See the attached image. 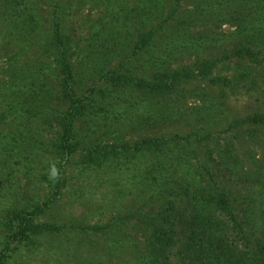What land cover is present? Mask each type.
Listing matches in <instances>:
<instances>
[{"label":"trees","instance_id":"obj_1","mask_svg":"<svg viewBox=\"0 0 264 264\" xmlns=\"http://www.w3.org/2000/svg\"><path fill=\"white\" fill-rule=\"evenodd\" d=\"M28 1H9L19 10L14 29L20 48L29 51L42 43L54 65L48 63L49 77L55 70L57 80L48 88L38 65L15 67L14 81L0 92V123L9 128L0 131V183L9 186L12 175L23 171L45 191L0 210V264H9L17 250L38 249L43 239H56L66 252L79 250L67 249L61 234L77 237L80 246L85 239L105 241L102 254L95 244L91 256L79 257L83 264L114 258L113 264H264V158L253 169L243 165L228 137L201 143L210 136L204 120L218 113L215 97H225L226 88L243 87L248 79L252 88L256 80L250 69L264 71V0H183L192 5L183 9L182 0H173L170 10L159 0H137L132 8L125 6L123 19V13L114 17L106 0L104 12L115 29L93 36H107L110 49L125 46V67L120 63L113 70L87 60L75 70L76 44L65 32L58 1L48 37L29 38L38 23ZM210 20L233 27L232 38H226L230 47L212 38L211 49L219 53L201 56L208 34L195 36L193 28ZM159 33L164 37L158 43ZM82 72L90 79L100 76L84 87ZM195 81L205 85L189 92ZM212 87L216 92L209 91ZM188 94L199 103L183 101ZM191 117L200 125L195 131H163ZM124 124L152 133L126 136ZM241 124L255 131L264 125V113L234 118L228 130ZM194 142L201 143L199 152ZM234 174L242 184L250 183L243 195L230 187ZM97 188L109 190V196L106 192L97 201ZM124 199L128 206L107 213L106 206ZM62 201L66 220L45 219V212L53 214ZM73 207L80 213L69 211ZM92 214L98 216L95 222L89 221Z\"/></svg>","mask_w":264,"mask_h":264},{"label":"rangeland","instance_id":"obj_2","mask_svg":"<svg viewBox=\"0 0 264 264\" xmlns=\"http://www.w3.org/2000/svg\"><path fill=\"white\" fill-rule=\"evenodd\" d=\"M9 1L10 0H0V92L4 93L7 90V86L14 81L13 77H15V74H13V68L15 67L31 68L32 65H38L43 72L42 76L47 79V81L45 82L47 83L49 81L47 83V87L50 88L49 86L56 85L57 72L55 70L52 71L49 77V66L50 68H53L54 65L52 63L51 65L50 59H48L47 56L43 54L42 43H37L36 46L30 47L29 51L26 48H20L21 39L19 40V37H17V29H14L17 16L16 12H18L19 10H14L11 7V2ZM57 1L59 2V11L62 10V12L64 13L63 26L65 32L72 36V39L76 44V53L72 57V62L74 64L75 70L85 65L86 60L90 62L89 64L92 67L97 66L98 68L103 67L105 69L111 68L113 70L116 67L119 68L120 63L123 65V67H125V46L110 49V47H108L107 39H105V37H107L105 36V33L102 34L105 37H101L100 39H97V36H93L98 32L105 31L108 33L110 29H115V25L113 23L115 21L112 20V17L110 19L108 16H106L104 12L105 6L108 4L106 0H29V11L30 9H32V12L34 13L36 21L38 23V27L35 25L36 30L34 29L35 32H31V36L29 38L38 39L40 38V36H43L42 40L40 41L42 42L45 40V38L48 37V33L52 27V19H54V4H56ZM136 1L137 0H110V3H112V6L114 7V17L116 15L117 17H120V14L123 13V19L125 6L127 8H132L135 5ZM159 2L162 3L168 10L172 8L173 0H159ZM187 6L192 5H190V2L182 0L180 3V9L187 8ZM180 9L179 12L181 11ZM21 10L24 11V9ZM19 18L20 17H18L17 19ZM104 23L105 27L101 29L100 27ZM109 24L111 25V28L109 27ZM200 24L201 23L199 22L198 27L193 28V34L195 36H202L206 33L208 34V37L205 38V43L200 44L201 56L204 54L210 55V53H219L217 47L214 46L211 49L212 42L210 41V39L212 38L223 39L226 46L228 48L230 47L229 42L226 41V38H232L231 33L233 32V27L230 24L222 23L220 21L214 23L213 20H210V22L206 25L203 24L201 28ZM190 25L188 27L191 29L192 26ZM122 32L125 35L124 29L122 30ZM91 36H93L92 39ZM163 37V33H159L157 35L158 43L161 42ZM84 40H86V42H84ZM89 46L90 48L88 49ZM191 58H193V56H191ZM238 67L242 68L241 66ZM227 70L228 69H225V71ZM252 72L253 68L250 69V73L253 75L252 78L256 80L255 86H252V88L248 87L247 85L250 84L248 79L247 81H242L243 87L239 86L237 88H226L225 97L220 98L218 96L219 99L215 97L216 101H218L216 103V105L218 106V113L216 117H211L209 120H204V123H206V133H210V136L203 142L201 140L200 141L204 146L205 143H217L218 139L222 138V136H224L226 140L228 137L229 141H233L232 143L234 145L235 152H237L239 158L243 162V165H248L253 169H256L258 165L263 163L262 157L264 158V125H261V127L259 129H256L255 131L253 125L248 124H241V126L233 127L232 129L228 130V126L234 118L240 119L241 116H245V114L251 113L253 111L264 113V71L254 68L255 73L253 74ZM229 73H232V71H230ZM99 76V74H95V76L90 79L86 77V73L82 72L81 77L85 81L84 87L90 86L91 80H98ZM18 83L19 81L16 79V86L13 87V89L18 90ZM101 83L102 82L100 81L98 84L100 85ZM204 85L205 84L202 82H192L190 85H188L189 92H192L193 90V92H195V88L197 86ZM214 88L215 87L208 89L211 93H213L216 92L213 91ZM123 97H125V94L123 95ZM195 98V95L188 94L183 99V101L189 104L197 105L199 102ZM212 118L215 121H211ZM7 122L8 121H5L4 124H6ZM202 125L204 124L201 123V126ZM198 126L200 125L194 124V117H191L190 119L186 118L185 120L182 118L175 121L174 123L167 125L163 131L167 133L171 132L185 135L192 130L195 131ZM126 128L127 129H125L124 124L122 132L125 133L126 131V136L131 137H134L136 134L152 133V130L147 129V127L143 126L136 129H130V126H127ZM3 130L7 132L9 128H6L5 125H3L1 122L0 131ZM233 135L236 136L235 139H232V137H234ZM221 140L220 143L222 144L223 142ZM201 143L194 142L192 144L198 152L202 147ZM14 168L17 170L18 165H14ZM20 172V174L16 172L12 175L9 186H2L0 183V210L11 206V204L13 203L14 205H18L19 203L22 204L25 199H27L34 193L42 195L45 192L37 185L32 184L30 180L23 176V171ZM1 173L2 166L0 165V176ZM238 176V174H234V177L232 178L233 180H228V182L230 183V187L232 188L235 195H243L248 190H250L248 187L250 186V183L242 184L243 181L237 180ZM255 189H259V187L257 188L256 186H254V190ZM106 192H108L109 196V190H106L105 188H97L95 192L96 200L99 201V198L102 197ZM128 202V200L124 199L117 205L110 204L106 206L110 207L107 208V213L109 215L112 214L113 212H115V208L117 207L120 209L125 208V206H128ZM62 203L60 207L54 210L53 208L51 209L53 214L46 211L44 215L45 219L56 217L57 220L65 221L68 209L64 205L63 201ZM57 205L58 204L54 206ZM69 211H75V214L80 213L77 207H73ZM89 218L90 222H95L98 219V216L92 214L89 216ZM62 235L63 234H61V237L63 238V245L66 246L67 249L73 247L74 245L77 246V248L80 247L79 250H77L80 255H78L77 251L75 250L66 252V250H63L61 247H57L56 244L59 243H57L58 241L54 238L48 240L43 239L41 246L36 250L30 251L29 249L24 248L21 251H15L8 259V263L83 264L85 261H82L79 257L82 258L89 255L91 256V251L95 250V247L93 248L95 244L100 254L104 252L105 241H103L101 238L99 240L98 238H95L92 241L93 244L89 243L86 239L82 240L80 246L77 237H69V235L68 238L67 234L65 236ZM55 251H57L59 254H57ZM102 259H104V257H102ZM114 259L112 261H107V264H113ZM123 260H125V255L123 256Z\"/></svg>","mask_w":264,"mask_h":264},{"label":"clouds","instance_id":"obj_3","mask_svg":"<svg viewBox=\"0 0 264 264\" xmlns=\"http://www.w3.org/2000/svg\"><path fill=\"white\" fill-rule=\"evenodd\" d=\"M52 175H53V177H55V175H56V171H55V169H53V173H52Z\"/></svg>","mask_w":264,"mask_h":264}]
</instances>
